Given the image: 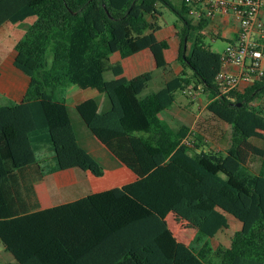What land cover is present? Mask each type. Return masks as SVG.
I'll use <instances>...</instances> for the list:
<instances>
[{
    "label": "trees",
    "instance_id": "1",
    "mask_svg": "<svg viewBox=\"0 0 264 264\" xmlns=\"http://www.w3.org/2000/svg\"><path fill=\"white\" fill-rule=\"evenodd\" d=\"M164 7L177 17L183 70L142 96L153 73L127 78L112 56L149 49L168 70L156 35ZM189 10L186 0H0V28L35 17L12 59L28 78L25 93L0 101V241L14 258L9 264H264V141H253L264 130V106L255 103L264 76L244 92L223 93L222 54L204 32L209 21ZM72 85L108 95L104 113L94 97L75 108L136 179L43 208L36 185L46 175L105 173L78 142L67 103ZM187 90L204 92L208 113L228 125L225 148L162 118ZM170 213L208 237L229 227L227 214L241 228L230 245L194 247L174 235Z\"/></svg>",
    "mask_w": 264,
    "mask_h": 264
},
{
    "label": "crops",
    "instance_id": "2",
    "mask_svg": "<svg viewBox=\"0 0 264 264\" xmlns=\"http://www.w3.org/2000/svg\"><path fill=\"white\" fill-rule=\"evenodd\" d=\"M261 18L264 19V7L262 9ZM208 21L209 23L206 29L204 30L207 36L206 37L207 41L211 44V47L213 46V43L218 40L225 41L226 45L219 52L222 54L224 50L226 49L227 45L236 40L238 29H239L238 20L236 19L234 14L229 13V14H217L215 17L208 19ZM6 27L9 29L11 34H14L18 31L16 28L17 27L16 23H7L0 28V31H4L3 29H5ZM156 35H157L158 41L161 43V45L164 48L165 58L167 62L170 63L168 70H164L156 66L155 58L149 49H144L134 55H131L123 59L120 57L118 53H116L112 56V62L121 61L122 66H123V71H124L123 75L127 78H132L141 73L151 71L153 73V79L151 80V82L152 81L154 82L157 79L158 81L157 86H159V89H161L168 80H170L173 77H176L183 70L182 65L177 61V58L179 56V51H180L181 40L177 34V28L175 26V21L169 25L161 24V28L157 31ZM17 41L13 43L14 46L17 43ZM261 41L264 43V38ZM190 46L191 44L187 45V51L190 49ZM12 59L9 56L6 60L7 63L12 61ZM225 69L231 72H235V73L239 71L238 67L232 64L225 66ZM0 73H1V68H0ZM105 77L107 79H112L114 77V74L112 71H107L105 73ZM0 80H1V83H0L1 87L5 91H7V95L10 97V99L15 98L17 101H20L22 99L26 89H19V88L15 89L11 87L8 83H6V78H3L2 73L0 75ZM27 83H28V79H27ZM200 93L201 94L198 97H196L198 93H194L193 97L190 100L192 102L195 101L194 103L198 105L197 108H199V106L203 104L204 106L202 109H204L207 105L208 99L204 92H200ZM148 94H145L144 96ZM184 94L186 95V92ZM69 97L73 98L74 100L73 105L76 106L78 103L84 101L87 98H91L93 96L86 95V93L83 92V89L81 88L79 90H73V92L69 94ZM69 97L67 98V101L69 100ZM260 100L261 101L263 100L264 102V97L261 99H258L255 103L259 104ZM8 101H13V100H8ZM106 108H110V104ZM178 109H179L178 111H175L172 113L169 112V115H171L172 117L175 116L176 118L179 116H182L181 113H184V110L186 108L183 105H179ZM185 117H186L185 115L182 116L183 120L186 121V124H183L181 126L188 128L189 130L193 132V134L197 133L195 130V124L198 119V114L196 115V117L193 116L194 118L192 116L191 118L189 116L187 118ZM205 129L206 131L208 130L207 128ZM228 130H229V127L227 124H225L223 130H220V131L218 130L214 138L212 139L213 140L212 145L218 148H222V149L225 148L227 145L226 134ZM202 134L205 138V141L208 142L210 140L209 135L204 132H202ZM253 141L257 145H262L264 141V130L261 129V130L256 131ZM98 142H95V141L93 142L94 145H93V148L91 147V152H95L99 156L105 157L108 160L110 167L109 169L105 170L104 175L101 177H95L91 175L90 173H88V175H90L91 177L90 179L92 178L96 179L95 182H92V190L90 193L103 191V190L110 189L113 187H118V186L120 187L126 183L134 181L136 179L135 173H133L130 169H128L127 167L119 163L109 153L106 147L100 142H99L100 143L99 145ZM79 170L80 169H66V170L57 171V172L51 173V175H54V178L49 179L47 182L44 181L45 179L44 178L42 181L37 183L36 187H37V191H38L41 205L43 208L54 206L62 202L74 200L76 198L89 194V193H86L84 195H80L81 193L80 194L76 193L75 187L78 184H81V183H77L78 178L76 180H70L66 177V174L68 173H74V175L76 174L75 176H77L78 173L82 175H84L83 173H87L82 170H80L82 172H78ZM111 184H112V187H109L108 185H111ZM52 185L54 187H57L56 190H58V194L62 192V190L66 191L65 196H63L62 199H59V201L57 199H54L53 195L51 194ZM40 188L44 190L43 195L40 194V191H39ZM67 195H72V196L70 198L65 199Z\"/></svg>",
    "mask_w": 264,
    "mask_h": 264
},
{
    "label": "rangeland",
    "instance_id": "3",
    "mask_svg": "<svg viewBox=\"0 0 264 264\" xmlns=\"http://www.w3.org/2000/svg\"><path fill=\"white\" fill-rule=\"evenodd\" d=\"M177 5L181 4L180 0H173ZM164 10V15L160 20V23L162 25H169L172 24L176 20V15L173 11H171L169 8H163ZM35 17H29L25 21L16 23V28L17 32L14 34H11L9 29L6 27L3 29L4 31H0V68H1V73L3 78H6V83H8L11 87L17 89H26L27 88V76L22 73L20 70H18L13 64L12 61L7 63V58L10 56L11 59L14 54V44L18 39H20L28 26L33 23ZM8 36V37H7ZM11 37V38H10ZM5 41V42H4ZM226 42L223 40H218L213 43L212 49L214 51L220 52L222 48L226 45ZM4 61V62H3ZM6 61V62H5ZM1 83V80H0ZM157 79L153 82H151L145 90L142 92V96L145 94L151 93L159 89V86H157ZM81 89L77 85H72L68 92H67V98L69 97V94L73 92V90H79ZM190 91L192 93H190ZM83 92L86 93V95L96 97L99 101L100 104V112L104 113L106 112L109 108H106L109 106L110 101L108 98V95L104 92H99L96 89L92 88H87L83 89ZM194 93H198L196 97H198L201 93L200 92H195L193 90H187L186 95L179 91L177 92L176 95V102L171 105L168 109H166L162 113V118L166 119L167 121L170 122V124L173 127H179L183 124H186V121L183 120L182 116L185 115L187 118L188 116L191 118V116L196 117L198 114V119L195 124V130L197 133L202 134V132L207 133L210 137V140L208 143L212 146L213 143V138L216 134V132L219 130H223L225 123L218 122L216 121L207 111L206 107L203 108V104L197 108L198 105H196L194 102H192L190 99L193 97ZM190 96V97H189ZM195 97V98H196ZM0 100L3 103L8 102V100H13L17 101L15 98L10 99V97L7 95V91H5L1 85H0ZM196 100V99H194ZM73 98L69 97V100L67 101L69 105V111L72 119V123L77 131V136H78V142L79 144L85 148L89 153H91L95 159L104 167L105 170L109 169L110 165L108 160L103 157L99 156L95 152H91V147L93 148V142H98L96 137L91 133V131L82 123L80 116L73 105ZM198 103V102H197ZM205 103V102H204ZM261 105L264 104L263 100L259 101V104ZM179 105H183L186 109L184 110V113H181L182 116L179 117H172L169 115V112H175L178 111ZM193 117V118H194ZM207 128L208 130L206 131ZM203 135V134H202ZM100 145V143L98 142ZM82 172V171H78ZM84 175L78 173L77 176L74 175V173H68L66 174V177L70 180H76L78 178L77 183L78 184L75 187L76 193L80 195H84L86 193H90L92 190V182H95V178L90 179V175L88 173H83ZM54 178V175H47L44 179L45 182H47L49 179ZM92 180V181H90ZM39 186V184H38ZM109 187H112L111 185H108ZM78 188V189H77ZM51 194L53 195L54 199H62L63 196H65L66 191L62 190L58 194L57 187H54L53 185L51 186ZM68 190V189H67ZM40 194H44V190L40 188ZM77 195V194H76ZM72 195H67L65 199L70 198ZM228 220H229V227L227 229H224L220 231L215 237H208L205 235H202L198 233V230L193 227L191 224L180 218L177 214L175 213H170L167 216V223L170 229L173 231V233L176 235V237L186 243V244H191L192 246L196 247L200 244H202L205 241H209L210 244L213 247H216L219 243H223L225 245H230L231 243V238L233 234L241 228V223L238 219H236L234 216L227 214ZM14 260L13 256L5 250L4 245L0 241V264H9Z\"/></svg>",
    "mask_w": 264,
    "mask_h": 264
},
{
    "label": "built area",
    "instance_id": "4",
    "mask_svg": "<svg viewBox=\"0 0 264 264\" xmlns=\"http://www.w3.org/2000/svg\"><path fill=\"white\" fill-rule=\"evenodd\" d=\"M189 15L211 19L217 14L235 15L239 29L236 40L227 45L222 53V68L217 81L223 93L240 92L252 86L264 76V19L261 18L264 0H186ZM232 64L237 73L225 69ZM190 93H192L190 91Z\"/></svg>",
    "mask_w": 264,
    "mask_h": 264
}]
</instances>
